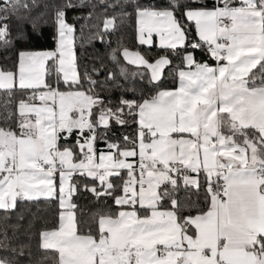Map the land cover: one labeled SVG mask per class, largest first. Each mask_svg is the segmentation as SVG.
<instances>
[{"label": "snow or ice", "instance_id": "snow-or-ice-1", "mask_svg": "<svg viewBox=\"0 0 264 264\" xmlns=\"http://www.w3.org/2000/svg\"><path fill=\"white\" fill-rule=\"evenodd\" d=\"M38 7L0 0V264H40L20 239L39 217L23 233V214L9 223L40 200L57 208L39 231L52 264H264V0H60L50 19ZM118 23L135 49L111 46ZM85 28L119 74L102 56L81 69ZM82 191L100 205L88 220Z\"/></svg>", "mask_w": 264, "mask_h": 264}, {"label": "trees", "instance_id": "trees-1", "mask_svg": "<svg viewBox=\"0 0 264 264\" xmlns=\"http://www.w3.org/2000/svg\"><path fill=\"white\" fill-rule=\"evenodd\" d=\"M60 0H38L39 7L34 10V14L36 13H47L45 16V19H50L51 16V8L45 9L44 4L45 3H59ZM95 3L96 0H93ZM161 5L166 3V0H160ZM90 8H81L77 10H69L68 12V18L72 22H76L77 28L79 29L80 25L84 23L83 19H80L79 21L75 20V17L77 16H87L88 12L90 11ZM101 8H97L96 12L97 14L100 13ZM118 11V10H117ZM111 14V12L109 13ZM96 16L93 17L91 21H89V25L93 23H97ZM49 33H51L52 29L51 27H47L46 29ZM95 32V28H85V36H84V42L83 43H77L76 51L79 58V64L81 65V69H83L84 66H88L89 69H91V66L93 64L99 66L101 64V60L96 59L97 56L103 57V63L106 65V70H112L119 74L120 67L116 66L112 63V61L109 58L108 53L110 52V49L106 44H102L99 41H92L91 43L87 42L88 34L89 32ZM109 39L111 40V46L116 47L117 41L122 39L124 43L130 48L135 49L137 47L134 39V26L131 23H118V30L112 34ZM44 48H53L54 42L49 39L46 44L43 45ZM153 52L156 51L155 48L152 49ZM8 56H13V53H8ZM3 57H0V60H2ZM121 62L124 64L125 68L129 72L135 73L137 69L134 66L127 65L123 58L121 57ZM105 79L104 75H101L99 77V80L103 82ZM120 82L125 83L123 77H120ZM135 83L137 84H144L146 87L150 88L151 86L147 84V81H141L139 77H136ZM171 85V79L166 78L164 81V86L168 87ZM97 91L100 93L101 96L111 99L113 102H116L121 95V92L115 89H106L101 90L97 89ZM131 95V94H129ZM6 96L2 91H0V105L3 104V102L6 100ZM3 109L0 108V112H2ZM134 127V126H133ZM131 128L128 129L129 132H131ZM120 133L118 132L117 135ZM101 149L104 148V144L101 143L99 145ZM86 182V181H85ZM75 202L79 205L78 211L83 213L82 219L88 220L89 214L94 212L100 205L95 201L93 196L90 193L81 192L80 195L74 197ZM108 203H111V201H108ZM57 211V208L54 204H49L47 201L40 200L38 202H18V208L16 214H13L11 217V220L9 223L15 224L16 223V215L17 214H23L25 219L21 221L22 227L20 229V233H23L26 228H28L29 221L33 219V216L39 217V219L35 220V223L30 229L31 235L25 236L20 235V239L24 240L29 243L30 247L26 249L25 251L31 252L30 259L32 261H40V264H52L51 259H42L45 255L48 256H54V253H44L42 250L39 249V231L44 227H51V221L54 219V215ZM3 213H0V216H2ZM3 253H0V256H2ZM22 261V264H27V261L29 259L28 256L20 257L19 258Z\"/></svg>", "mask_w": 264, "mask_h": 264}, {"label": "rangeland", "instance_id": "rangeland-1", "mask_svg": "<svg viewBox=\"0 0 264 264\" xmlns=\"http://www.w3.org/2000/svg\"><path fill=\"white\" fill-rule=\"evenodd\" d=\"M122 65H124L122 62H121Z\"/></svg>", "mask_w": 264, "mask_h": 264}, {"label": "crops", "instance_id": "crops-1", "mask_svg": "<svg viewBox=\"0 0 264 264\" xmlns=\"http://www.w3.org/2000/svg\"><path fill=\"white\" fill-rule=\"evenodd\" d=\"M54 47H55V44H54ZM54 47H53V48H54Z\"/></svg>", "mask_w": 264, "mask_h": 264}]
</instances>
